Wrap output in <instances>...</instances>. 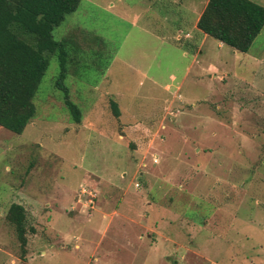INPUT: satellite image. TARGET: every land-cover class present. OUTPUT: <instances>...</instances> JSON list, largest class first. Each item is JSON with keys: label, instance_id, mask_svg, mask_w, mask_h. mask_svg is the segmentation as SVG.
Masks as SVG:
<instances>
[{"label": "rangeland", "instance_id": "rangeland-1", "mask_svg": "<svg viewBox=\"0 0 264 264\" xmlns=\"http://www.w3.org/2000/svg\"><path fill=\"white\" fill-rule=\"evenodd\" d=\"M185 1L81 0L53 30L81 122L45 53L35 116L0 127V264H264V27L175 40Z\"/></svg>", "mask_w": 264, "mask_h": 264}, {"label": "trees", "instance_id": "trees-1", "mask_svg": "<svg viewBox=\"0 0 264 264\" xmlns=\"http://www.w3.org/2000/svg\"><path fill=\"white\" fill-rule=\"evenodd\" d=\"M81 0H0V127L21 134L36 113L33 102L48 67L45 53L56 55L59 63L57 87L74 123L82 111L70 100L65 84L68 75L66 42L57 41L53 30L73 13ZM264 27V6L251 0H207L197 28L231 49L246 53ZM109 106L120 116L117 103ZM7 220L15 225L24 242L25 211L9 207Z\"/></svg>", "mask_w": 264, "mask_h": 264}, {"label": "crops", "instance_id": "crops-1", "mask_svg": "<svg viewBox=\"0 0 264 264\" xmlns=\"http://www.w3.org/2000/svg\"><path fill=\"white\" fill-rule=\"evenodd\" d=\"M185 2L187 3H184V6L180 11V13L176 14L174 16V19L171 21L173 25V31L177 36L175 37V40L176 38L180 37V39L182 40L185 39L187 40V42L192 40L195 43L198 42L199 40L203 41L206 35L197 28V22L206 6L207 0H204L202 4H197L196 0H186ZM143 31L147 34H151L154 38H158L161 40L169 39L165 35V31L162 30L150 31L143 29Z\"/></svg>", "mask_w": 264, "mask_h": 264}]
</instances>
